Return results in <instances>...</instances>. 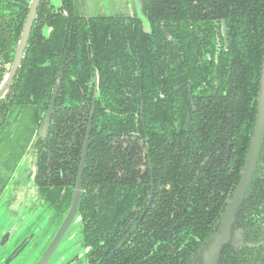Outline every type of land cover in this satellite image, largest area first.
I'll use <instances>...</instances> for the list:
<instances>
[{"label":"trees","instance_id":"1","mask_svg":"<svg viewBox=\"0 0 264 264\" xmlns=\"http://www.w3.org/2000/svg\"><path fill=\"white\" fill-rule=\"evenodd\" d=\"M181 1L187 3L182 7L183 22L173 28L177 52L166 58L161 44L152 59L146 48L136 78H127L119 68L124 59L115 31L117 53L110 58L99 52L104 44L98 32L93 34L97 52L91 58L76 52L78 44L73 43L65 57L51 136L46 151L38 153L40 159L51 154L53 173L61 169L63 180H74L90 104L87 82L96 68L101 94L79 213L86 219L83 241L95 255L110 257L108 264H184L223 211L248 148L264 37V0ZM153 12L170 28L169 9ZM213 17L225 20L231 41L229 50L218 57L208 49L215 27L204 23ZM156 28L161 42L158 24ZM57 46L33 47L16 95L19 99L35 103L49 99L50 87L43 85L46 79L48 85L54 82ZM43 63L47 67L42 68ZM125 86L131 87V96L123 104ZM183 98L192 107L189 125ZM151 187V206L136 225ZM67 194L69 199L71 191Z\"/></svg>","mask_w":264,"mask_h":264},{"label":"flooded vegetation","instance_id":"2","mask_svg":"<svg viewBox=\"0 0 264 264\" xmlns=\"http://www.w3.org/2000/svg\"><path fill=\"white\" fill-rule=\"evenodd\" d=\"M32 1L33 0H0V198L6 187L12 183L14 173L19 164L23 160L31 159V163L29 164L30 174L27 176V189H24L23 186L15 185L14 189H17V194L14 198H11L9 202L11 205L14 204V206L21 207L27 200V206L40 205L41 207H45L46 211L49 212L47 217L49 225V232L47 233L48 239L39 257L32 263L37 264L43 258L70 209L87 128L89 123H91L86 161L89 152L92 122L101 94L98 70L94 68L92 76L87 82V98L89 96L90 104L88 107L87 123L80 156L77 163V171L74 180L69 179V177L63 180V171L61 169L53 173V168L55 167L53 162L54 157L48 154L44 159H40L38 153L40 149H42V152L46 151L44 147L46 141L51 136L49 128L56 109L58 97L64 84L62 80L64 77L63 72L66 70L67 66L65 57L68 58V50L73 48V43H76L78 47L74 50L78 53L84 51L87 57L91 58L93 54L97 52V49H95L96 40L93 41V34L98 32L101 34V39L104 44L99 52L105 51L108 58L113 57L117 53V50L113 48L115 45L112 39V31H115L120 36L118 39L121 43L120 54L124 59L119 68L123 74H126L127 78L133 76L136 78L139 74L142 52L146 48L149 50V56L152 59L156 58L158 48L161 44L165 46L164 51L166 58H168L172 52H177L173 28L176 22H183L180 20V17L183 13L182 7L185 6L187 1L178 3V0H139L143 17L146 18L149 25V28L146 29L141 18L136 17L134 14L127 16H90L85 13L83 0H60L59 7L53 6L50 0H38L27 41L20 55V62L15 66L17 46L21 39L25 22L31 15ZM160 8L165 10L169 9L171 18L169 23H172L168 29L165 28L163 20L158 19L157 12L151 13L152 10ZM203 12L205 13V11ZM165 14H168V11H166ZM206 22L213 24V27H215L212 44H208V49H212L213 56L218 57L222 52H227L229 50L231 41L228 28L224 19H216L213 17L207 18L204 21V23L208 25ZM157 24L162 33L163 39L161 42L159 39V32L156 28ZM58 41H60V43H58ZM55 43L58 44V46L54 53L59 64L54 76V82L48 85V80L46 79L43 85L47 90L50 87L49 99L44 103H35L31 99L27 101V97L25 99H19L16 95L21 83L22 73L25 72L27 67L25 66L27 56H29L31 50L37 44L43 46L52 45L53 49ZM260 49L262 50V55L257 82V93L264 56V37ZM204 57L203 58L206 60L207 56ZM45 67H47V64L43 63L42 68ZM114 70L116 69L114 68ZM56 89L54 106L48 124L45 131L40 132V127L46 119ZM122 90L123 94L121 99L124 104L131 96V87L125 86ZM190 91L191 89L188 90V92ZM257 93L254 100V119L256 114ZM183 101L186 107L187 125H189V116L192 107L187 105L185 98H183ZM138 108V116H141L142 105L139 104ZM106 112L109 111L106 110ZM230 152L231 145L227 147L224 159L225 163L229 161ZM86 161L84 171L86 168ZM60 162H62V160H60ZM84 171L78 209L73 222L75 219H78L80 222L81 247L85 251L84 257L87 264H108L112 261L110 257L102 258L95 255L91 247L82 239V229L86 219L83 220L82 215L79 213V205L83 193ZM239 179L240 173L237 184L234 188H231L228 193L223 211L219 213L214 222L208 226L205 237L197 248H195L194 253L186 259L184 264H264V141L255 173L244 195L243 202L238 208L234 222L226 237V241L222 244L218 253H214L211 248L213 236L218 233L220 220L239 183ZM68 191H71L69 199L67 198ZM96 192L97 190L95 193ZM152 200L153 195L151 187L145 201V207L142 213L137 215L136 225L139 224L145 216L148 208L151 206ZM139 209L137 208V210ZM34 237V233H29L27 235V232L19 235L8 257L4 258L3 264H8L12 260H21L23 257L27 256V247L34 240ZM7 239L8 235L6 234L2 238V244H4ZM53 255L48 263L51 261Z\"/></svg>","mask_w":264,"mask_h":264},{"label":"rangeland","instance_id":"3","mask_svg":"<svg viewBox=\"0 0 264 264\" xmlns=\"http://www.w3.org/2000/svg\"><path fill=\"white\" fill-rule=\"evenodd\" d=\"M53 6L59 7L60 0H50ZM85 13L90 16L104 15H132L141 18L146 29L149 28L146 18L141 12L139 0H83ZM31 159L23 160L13 176L10 183L0 198V264L8 257L15 240L19 235L27 232L34 233L35 237L27 247V256L21 260H12L8 264H32L39 257L45 246L49 232L47 217L49 212L40 205L21 207L10 204L11 198L17 194L14 186L20 185L27 189V176L30 174ZM26 187V188H25ZM32 201V200H30ZM33 203V202H32ZM81 225L78 219L71 224L66 235L60 242L55 254L48 264H87L84 257L85 251L81 247ZM8 235L7 241L2 244L4 235Z\"/></svg>","mask_w":264,"mask_h":264},{"label":"water","instance_id":"4","mask_svg":"<svg viewBox=\"0 0 264 264\" xmlns=\"http://www.w3.org/2000/svg\"><path fill=\"white\" fill-rule=\"evenodd\" d=\"M38 0L32 1V8H31V15L26 20L25 26L21 35V39L19 41V44L17 46V54L15 56V63L14 65L17 66L20 62V55L22 53V50L26 44L27 36L30 31L34 15H35V8ZM57 92H54V95L52 97L51 105L48 110L46 119L42 123L40 127V132H44L46 129V126L48 124L51 111L54 106V100H55V94ZM91 123H89L87 128V133L82 149V154L80 158V166L79 171L77 175V180L75 184V189L72 196V202L70 209L68 210V213L66 214L64 220L62 221V224L60 228L57 231V234L55 235L54 239L52 240V243L46 250L43 258L37 263V264H47L51 256L54 254L58 244L64 237L65 233L68 231L71 223L73 222L75 215L77 213L78 204H79V198L81 194V184H82V176L83 171L85 167V161L87 156V147H88V137L90 132ZM264 141V56L261 66V72H260V79H259V87H258V93L256 98V114L254 119V124L252 128V132L249 138V144L246 152V156L240 171V179L239 183L234 190V193L228 202L225 212L220 220L219 224V230L218 233L213 236V242L211 245V248L213 249L214 253H218L221 249L222 244L225 243L226 237L229 233L230 227L232 223L234 222L235 216L237 214L238 208L243 202L244 195L247 191V188L251 182V179L253 178V175L255 173L259 155L261 152V148Z\"/></svg>","mask_w":264,"mask_h":264}]
</instances>
